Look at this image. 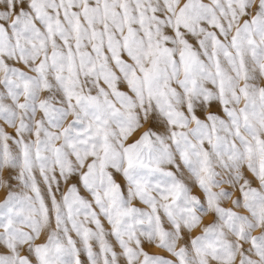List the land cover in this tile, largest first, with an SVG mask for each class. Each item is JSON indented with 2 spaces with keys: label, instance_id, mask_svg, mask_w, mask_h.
<instances>
[{
  "label": "snow or ice",
  "instance_id": "1",
  "mask_svg": "<svg viewBox=\"0 0 264 264\" xmlns=\"http://www.w3.org/2000/svg\"><path fill=\"white\" fill-rule=\"evenodd\" d=\"M0 188V264H264V0H0Z\"/></svg>",
  "mask_w": 264,
  "mask_h": 264
},
{
  "label": "rangeland",
  "instance_id": "2",
  "mask_svg": "<svg viewBox=\"0 0 264 264\" xmlns=\"http://www.w3.org/2000/svg\"><path fill=\"white\" fill-rule=\"evenodd\" d=\"M205 2H207V0H205ZM3 175L6 178L8 174L7 172H5ZM5 194H6L5 190L3 188H0V201H2L5 198Z\"/></svg>",
  "mask_w": 264,
  "mask_h": 264
}]
</instances>
